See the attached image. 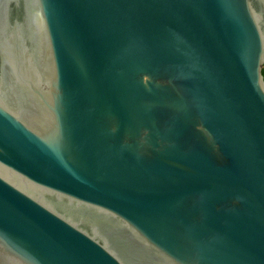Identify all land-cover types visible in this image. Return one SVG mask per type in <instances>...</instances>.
I'll return each instance as SVG.
<instances>
[{"label":"water","instance_id":"water-1","mask_svg":"<svg viewBox=\"0 0 264 264\" xmlns=\"http://www.w3.org/2000/svg\"><path fill=\"white\" fill-rule=\"evenodd\" d=\"M264 0H0V264H264Z\"/></svg>","mask_w":264,"mask_h":264},{"label":"trees","instance_id":"trees-1","mask_svg":"<svg viewBox=\"0 0 264 264\" xmlns=\"http://www.w3.org/2000/svg\"><path fill=\"white\" fill-rule=\"evenodd\" d=\"M263 74H264V67H263Z\"/></svg>","mask_w":264,"mask_h":264}]
</instances>
